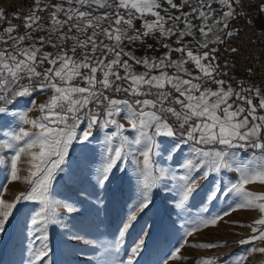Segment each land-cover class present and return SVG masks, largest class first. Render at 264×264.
Returning a JSON list of instances; mask_svg holds the SVG:
<instances>
[{
	"label": "snow or ice",
	"instance_id": "1",
	"mask_svg": "<svg viewBox=\"0 0 264 264\" xmlns=\"http://www.w3.org/2000/svg\"><path fill=\"white\" fill-rule=\"evenodd\" d=\"M237 2L47 0L40 7L42 0H34L28 14L16 15L23 21V33L0 9V25L8 23L0 30V164L11 181L28 185L11 201L3 198L6 185H0V234L20 207L32 202L25 222L33 244L27 264H51L50 227L66 224L57 209L71 215L80 211L78 203L89 199L91 194L82 190L77 200H57L54 182L68 174L65 169L75 146L87 147L100 131L99 166L87 177L96 204L102 206L99 193L116 171L126 172L132 164L137 176L138 199L121 236L153 203V189L177 181L180 195L175 207L183 211L198 191V181L215 177L204 203L223 198L232 201V210L258 209L260 217L248 225L252 235L238 243H264V192L245 187L257 181L264 185V87H233L222 78L227 61L219 63L220 47L238 35L231 30V21L239 15ZM40 12H47V19ZM148 39L165 51L150 55L158 50ZM137 43L146 45L139 56ZM227 51L236 54L239 49ZM37 94L46 99L37 103ZM24 98L30 106L15 110ZM33 111L38 115H30ZM161 157L176 168L160 164ZM228 172L237 175L226 179ZM219 219L206 217L189 224L185 237ZM147 235L130 249L126 261L115 259L119 241H92L99 250L97 264H136ZM68 239L80 237L72 234ZM185 244L187 239L163 264L180 259ZM228 245L223 241L193 246ZM252 252L264 253V247L203 257L197 264H245Z\"/></svg>",
	"mask_w": 264,
	"mask_h": 264
},
{
	"label": "rangeland",
	"instance_id": "2",
	"mask_svg": "<svg viewBox=\"0 0 264 264\" xmlns=\"http://www.w3.org/2000/svg\"><path fill=\"white\" fill-rule=\"evenodd\" d=\"M9 14L11 18L7 17ZM16 15L17 12L5 14L7 21L17 25V22L14 21ZM255 19L256 25L261 27L264 24V13L256 15ZM7 21L0 25V30L2 27L8 26ZM18 25H20V33H23V21ZM50 94L48 93V95ZM34 99L40 103L46 99V96L37 94ZM27 106H30L29 99L24 98L15 110L22 111ZM30 115L35 116L38 113L33 111ZM102 140L103 132L100 131L98 134L94 133V137L87 142V147L82 148L76 145L70 152L68 165L65 169L68 174H61V178L54 182V190L57 194L55 199L57 200L64 198L77 200L79 199L78 193L82 190L91 195L89 199L76 205L80 209L77 213L69 215L64 208L57 209L61 214L62 221H66V224L61 223L50 227L52 253L48 259L51 264H97L99 250L91 243L97 239L109 243L119 241L120 247L118 253L115 254V259L116 261H126L130 249L135 246L144 233L148 235L144 247L137 257L136 264H163V261L168 259L171 252L179 247L185 239H187V244L180 250L181 258L170 260L169 264H197V261L203 257H222L225 253L239 254L246 252L249 248L264 247V243L259 240L244 245L238 243L241 239L252 235L248 225L260 217L261 213L258 209L237 208L232 210L229 207L232 201L223 198L212 203H204L215 177L207 182L203 179L198 181L200 187L187 202L183 211L175 207L180 195L177 181L167 182L166 187L161 186L159 189H153L151 194L153 203L146 210L138 213L132 227L121 236L120 232L138 199V181L136 173L133 171V165L128 164V170L126 172L116 171L107 188L99 193L103 200L102 206L96 204L97 196L87 177L90 174V169L94 170L99 166ZM183 156H188L187 148L184 149ZM182 158L178 157V159ZM160 164L176 168L175 163L168 161L166 157H161ZM21 168H26V165H21ZM26 174V171L20 173L22 176ZM178 174L180 173L178 172ZM236 175L235 172H228L226 179ZM0 185H6L7 191L3 198L9 201L14 198L16 193L28 187L24 183L11 181L9 171L3 164H0ZM245 187L251 191L264 192V185L259 181ZM32 208V202L21 206L7 231L0 234V264H27L33 244L32 237L26 235L25 222ZM216 216L220 217L216 225L200 227L193 235L185 237L189 224L198 223L200 219L206 217ZM66 228L70 231H65ZM72 234L79 236L80 239L69 240L68 237ZM223 241H228L229 245L213 249L193 246L194 244ZM252 259L256 264H264V253H249V259L245 261V264H251Z\"/></svg>",
	"mask_w": 264,
	"mask_h": 264
},
{
	"label": "built area",
	"instance_id": "3",
	"mask_svg": "<svg viewBox=\"0 0 264 264\" xmlns=\"http://www.w3.org/2000/svg\"><path fill=\"white\" fill-rule=\"evenodd\" d=\"M47 0H42L40 7ZM52 2H57L52 0ZM34 5V0H0V9L4 13L17 12V15L23 17L28 14ZM264 0H238L237 10L239 13V24L234 32L232 38L220 47L219 63L223 65L227 61V68L223 71L230 76L236 85L243 83L245 86L248 84H255L264 87V24L259 27L256 25V15L264 13ZM43 17L48 15L47 12L37 13ZM14 21L22 22V19L14 18ZM230 47L239 49L238 53L232 54L227 51ZM251 69V71H249Z\"/></svg>",
	"mask_w": 264,
	"mask_h": 264
},
{
	"label": "crops",
	"instance_id": "4",
	"mask_svg": "<svg viewBox=\"0 0 264 264\" xmlns=\"http://www.w3.org/2000/svg\"><path fill=\"white\" fill-rule=\"evenodd\" d=\"M56 1L59 2V0H56ZM236 5H235V7H236ZM217 7H219V5H217ZM236 10H237V8H236ZM237 12H238V10H237ZM11 14H13V13H11ZM7 17L8 18L9 17L11 18V15L9 14ZM45 19H47V15H46ZM238 24H239V15H237L236 18L231 21V30L234 31L237 28ZM137 26L139 27V22H137ZM23 31H25V29ZM43 34L44 33H37L36 35H43ZM147 43L153 44L154 47L158 50L156 52L149 53L150 55H159L163 51H165V49L160 48V45L158 43H156L153 39H148L147 40ZM134 47L136 49V54L138 56L144 54V47H146V45L144 47H141L139 45V43H137ZM48 50H50V49H48ZM173 58H176V55H174ZM136 70L137 71H143V68L141 66H136ZM222 78L225 79L226 81H229L233 85V87H237V85L235 84V82L233 81V79L230 78V76L225 75Z\"/></svg>",
	"mask_w": 264,
	"mask_h": 264
},
{
	"label": "bare ground",
	"instance_id": "5",
	"mask_svg": "<svg viewBox=\"0 0 264 264\" xmlns=\"http://www.w3.org/2000/svg\"><path fill=\"white\" fill-rule=\"evenodd\" d=\"M251 264H256L255 261H254V259H252V263Z\"/></svg>",
	"mask_w": 264,
	"mask_h": 264
}]
</instances>
